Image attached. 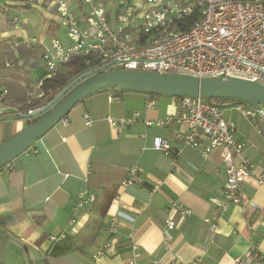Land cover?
I'll return each instance as SVG.
<instances>
[{
    "label": "crops",
    "instance_id": "0c3cea01",
    "mask_svg": "<svg viewBox=\"0 0 264 264\" xmlns=\"http://www.w3.org/2000/svg\"><path fill=\"white\" fill-rule=\"evenodd\" d=\"M67 1L79 12L80 0ZM54 36L68 41L55 0H0V89L24 107L43 94V53ZM111 92L119 97L111 100ZM150 97L155 104L148 105ZM236 104L222 105L223 114L235 121V137L246 142L255 172L241 185L245 201L228 204L217 228L209 224L220 210L212 197L223 198L227 177L222 148L204 156L183 142L175 124L145 123L178 112L177 96L104 88L0 169V264H249L253 246L264 256V183L258 181L264 126ZM135 112L138 119L124 128L107 120ZM3 118L0 143L27 124ZM156 135L168 140L170 152L154 147ZM133 164L140 178L124 185ZM85 186L96 194L87 209L76 207ZM118 211L133 219L123 218L111 234L105 222ZM168 217L176 226L166 248Z\"/></svg>",
    "mask_w": 264,
    "mask_h": 264
},
{
    "label": "built area",
    "instance_id": "2783aa9c",
    "mask_svg": "<svg viewBox=\"0 0 264 264\" xmlns=\"http://www.w3.org/2000/svg\"><path fill=\"white\" fill-rule=\"evenodd\" d=\"M80 3L76 12L67 0H55L68 41L54 36L45 49L43 62L47 76L72 57L82 56L93 71L133 68L200 77H240L264 84V0H80ZM63 89L50 90L41 102L26 107L3 101L0 118L40 116ZM7 94V88L0 89V98ZM109 97L113 100L119 95L111 92ZM177 98L178 112L156 120L147 119L145 123L175 124L183 142L199 148L204 156L216 147L222 148L227 177L223 198L212 197L220 208L209 224L215 229L228 204L245 201L241 185L255 172L253 163L246 152V142L235 137V121L224 116L220 104L203 97ZM155 102L153 97L148 99V105ZM236 107L264 126V106L254 108L237 103ZM137 116L138 112L132 117L107 115V120L113 127L124 128L135 122ZM84 120L87 124L93 121L88 113L84 114ZM154 147L171 151L168 140L160 135L154 137ZM140 172L138 164L131 165L122 184L138 181ZM258 181L264 183V174H258ZM156 188L157 185L153 190ZM77 196L76 207L87 209L96 194L85 186ZM175 205L184 214L190 212L181 204ZM126 217L133 219L124 211L111 214L105 222L107 231L118 232ZM70 221L75 222L76 217L72 216ZM175 226L174 218L168 217L163 229L166 248ZM248 261L264 264V256L253 246Z\"/></svg>",
    "mask_w": 264,
    "mask_h": 264
},
{
    "label": "water",
    "instance_id": "95a60500",
    "mask_svg": "<svg viewBox=\"0 0 264 264\" xmlns=\"http://www.w3.org/2000/svg\"><path fill=\"white\" fill-rule=\"evenodd\" d=\"M104 88L177 97L236 98L254 108L264 106V84L257 80L200 77L133 68H116L102 72L95 70L74 80L62 90L43 114L0 143V169L32 147L86 96ZM14 118L19 117H5Z\"/></svg>",
    "mask_w": 264,
    "mask_h": 264
},
{
    "label": "trees",
    "instance_id": "16d2710c",
    "mask_svg": "<svg viewBox=\"0 0 264 264\" xmlns=\"http://www.w3.org/2000/svg\"><path fill=\"white\" fill-rule=\"evenodd\" d=\"M7 6L1 7L2 10H4ZM90 65L86 63V60L82 56H74L72 57L68 62H66L61 69H59L57 72H55L51 76H45L43 81L41 82V90L42 95L38 98H35L33 102L29 105H34L40 102V100L43 99V97L49 93V91L56 92L59 89H63L70 85L74 80L78 79L79 77L88 74L92 72L93 70H89ZM122 90V89H121ZM151 96L156 94H150ZM5 101L14 103L16 105H19L23 107V105L19 104L14 99H11L9 95L5 96ZM213 103L220 104L221 106L224 105L227 102H236V103H244L239 99L236 98H212L208 99ZM38 117V116H37ZM37 117H31L27 119V123H30Z\"/></svg>",
    "mask_w": 264,
    "mask_h": 264
},
{
    "label": "rangeland",
    "instance_id": "374dc122",
    "mask_svg": "<svg viewBox=\"0 0 264 264\" xmlns=\"http://www.w3.org/2000/svg\"><path fill=\"white\" fill-rule=\"evenodd\" d=\"M44 98V97H43ZM43 100V99H42ZM42 100H40V102L42 101ZM39 103V102H38ZM246 107H248L249 106V104H247V103H243Z\"/></svg>",
    "mask_w": 264,
    "mask_h": 264
}]
</instances>
